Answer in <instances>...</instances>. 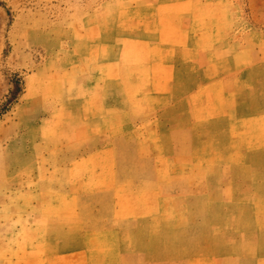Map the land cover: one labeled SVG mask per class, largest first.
I'll list each match as a JSON object with an SVG mask.
<instances>
[{"label":"rangeland","instance_id":"1","mask_svg":"<svg viewBox=\"0 0 264 264\" xmlns=\"http://www.w3.org/2000/svg\"><path fill=\"white\" fill-rule=\"evenodd\" d=\"M114 99L150 123L128 139L120 111L91 151ZM65 179L104 198L63 215ZM110 191L94 264H264V0H0V264L78 244L57 234L69 207L109 213Z\"/></svg>","mask_w":264,"mask_h":264},{"label":"crops","instance_id":"2","mask_svg":"<svg viewBox=\"0 0 264 264\" xmlns=\"http://www.w3.org/2000/svg\"><path fill=\"white\" fill-rule=\"evenodd\" d=\"M157 64V67L159 68V78H158V86H155L156 84H153V87L151 91L158 92L159 93V99L161 100V107H164L167 105V101L169 98V92L172 89V78L174 73L176 72L175 69V61L173 56L168 55V57L164 59H157L155 61ZM155 67L152 65V68ZM151 74L155 73L156 71L150 70L148 71ZM149 73V74H150ZM164 73V74H163ZM162 75V76H160ZM81 99V95L79 96ZM117 99V98H116ZM116 99L111 100L110 104H105L102 107L110 108V114L109 115H115L118 116L119 112L122 111L124 113H128L127 115V123L129 126L126 128L130 129V132L126 135L128 139L135 140L136 137L138 138V133L139 131L135 128L131 130V126H134L139 122V125L145 126L147 123H150V119L147 118L146 116H138L131 118L130 115V106L128 105H123L120 104ZM82 103V102H81ZM140 103H137V106L139 108ZM144 105V104H142ZM145 108V107H142ZM82 105H80V116L82 117L83 111H82ZM129 111V112H128ZM132 112V111H131ZM134 112V111H133ZM108 116V115H105ZM109 118L110 120V126H105L104 127V133H106L105 136L99 137L96 139L95 135V140L92 141V146H91V151H113L112 147V141L114 139H117V135L119 132L118 128V120L115 117ZM81 119V118H80ZM79 125H83L82 122H79ZM138 126V127H140ZM141 126V127H142ZM110 127V130L108 129ZM69 132H75V129L71 130V125H69ZM94 136H92L93 138ZM105 140L107 142L104 143L103 146H98V143L96 142L97 140ZM137 149V147H135ZM69 150V149H68ZM67 151V149L65 150ZM64 151V152H65ZM64 170L67 172L72 171L71 165H68V167H64ZM64 186H63V193L60 196H54L52 197L53 199L51 200L52 203H59L62 204L63 206L61 207L60 210L63 209L62 214L66 215V208L68 207L67 205H74V204H80V205H95L98 204L101 200V198H104L103 196H100L99 192H97V195H78V196H73L71 194L72 188H81L80 186H84V182H78L80 185H76L75 182H73L72 179H65L64 180ZM110 187H118L119 185L113 184L112 185H106ZM135 186V183L133 184ZM86 187V185L84 186ZM91 187V186H90ZM88 188V187H87ZM68 193V194H67ZM107 199L108 202L107 204L109 205L110 212L109 213H103L99 210V206H94L89 210V207H83V211L78 213L73 207H69V216H71V219L67 221V217H64L62 220L63 225L61 229L59 230L60 235L63 236H74V237H79L80 242L78 244H74L71 242H68L66 240L55 244V242H52V240H47L46 244H42L38 246L37 249V254H33L31 256V259H25V260H9L8 264H94L95 262L89 259H92L91 253L96 252L97 250L101 251L100 247H96V245H92L91 243L87 242V237L90 242H92V237L96 236H113V235H118V232L113 229V227H106L102 228L97 225H102L105 221L102 220H110V223L115 219V215L117 214V200L115 197L114 191H110L107 194ZM100 212V213H99ZM78 219V226H73V222ZM89 221V227H87ZM55 233L53 231L48 230V236H54ZM82 240V241H81ZM93 243V242H92ZM35 248L34 246L31 247ZM111 248V247H110ZM107 250H112L107 249ZM33 251V250H32ZM44 253V255L39 256L38 252ZM31 252V251H30ZM94 262V263H93ZM99 264V263H96Z\"/></svg>","mask_w":264,"mask_h":264}]
</instances>
